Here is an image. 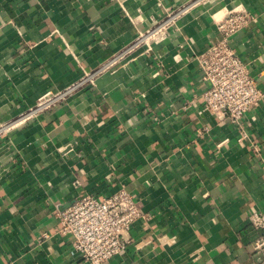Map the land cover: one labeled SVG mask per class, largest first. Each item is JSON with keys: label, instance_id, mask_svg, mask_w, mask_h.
<instances>
[{"label": "crops", "instance_id": "crops-1", "mask_svg": "<svg viewBox=\"0 0 264 264\" xmlns=\"http://www.w3.org/2000/svg\"><path fill=\"white\" fill-rule=\"evenodd\" d=\"M187 1L0 0V123ZM238 8L257 22L232 46L264 91V0H207L153 52L0 137V264H86L60 234L59 215L78 196L121 188L146 217L127 250L104 264H255L264 99L247 113L250 139L240 141L227 117L200 115L209 83L195 59L220 39L216 21Z\"/></svg>", "mask_w": 264, "mask_h": 264}, {"label": "built area", "instance_id": "built-area-1", "mask_svg": "<svg viewBox=\"0 0 264 264\" xmlns=\"http://www.w3.org/2000/svg\"><path fill=\"white\" fill-rule=\"evenodd\" d=\"M207 0H188L167 10L161 19H156L146 31L129 45L105 59L95 68L84 71L75 83L60 89L50 90L37 101L0 123V137L18 127L37 119L43 113L67 102L89 86H95L105 74L118 66L129 64L139 55L149 54L154 47L166 41L180 19ZM217 22L220 39L203 53L196 55L204 80L209 88L203 94L200 115L210 114L227 117L238 126L239 140L250 139L246 129L247 113L262 99L264 91L251 73L248 63L232 46V37L257 22V17L248 9H236ZM209 127L203 124L197 136L204 138ZM79 182H76L78 185ZM62 236L73 238V249L86 264H104L127 250L130 231L146 214L139 207L138 199L125 188L113 194L97 198L87 194L78 196L60 215ZM250 222L258 230H264V211L251 214ZM255 264H264V235L253 243Z\"/></svg>", "mask_w": 264, "mask_h": 264}]
</instances>
